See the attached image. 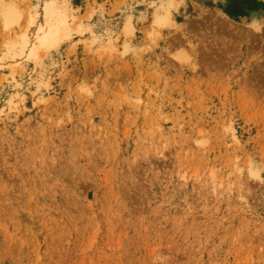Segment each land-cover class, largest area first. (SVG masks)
<instances>
[{
	"label": "rangeland",
	"instance_id": "1",
	"mask_svg": "<svg viewBox=\"0 0 264 264\" xmlns=\"http://www.w3.org/2000/svg\"><path fill=\"white\" fill-rule=\"evenodd\" d=\"M0 264H264V0H0Z\"/></svg>",
	"mask_w": 264,
	"mask_h": 264
},
{
	"label": "bare ground",
	"instance_id": "2",
	"mask_svg": "<svg viewBox=\"0 0 264 264\" xmlns=\"http://www.w3.org/2000/svg\"><path fill=\"white\" fill-rule=\"evenodd\" d=\"M51 31H52V29H50ZM49 30V31H50ZM43 32V31H42ZM48 32V31H47ZM53 32H54V30L52 31V32H49L48 34H46L45 33V35L44 36H42L41 38H40V43H41V45L42 44H49V43H51L53 40H55V39H57V38H54L55 37V35L53 34ZM55 33V32H54ZM54 43V42H53ZM52 43V44H53ZM59 44V43H58ZM55 45V44H54Z\"/></svg>",
	"mask_w": 264,
	"mask_h": 264
}]
</instances>
